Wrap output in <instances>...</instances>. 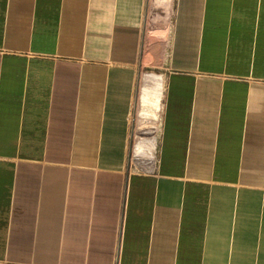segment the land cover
I'll return each instance as SVG.
<instances>
[{
    "label": "crops",
    "instance_id": "obj_1",
    "mask_svg": "<svg viewBox=\"0 0 264 264\" xmlns=\"http://www.w3.org/2000/svg\"><path fill=\"white\" fill-rule=\"evenodd\" d=\"M0 264H264V0H0Z\"/></svg>",
    "mask_w": 264,
    "mask_h": 264
}]
</instances>
